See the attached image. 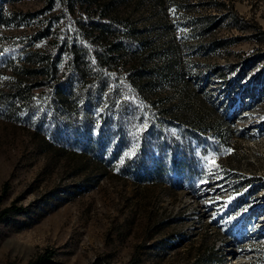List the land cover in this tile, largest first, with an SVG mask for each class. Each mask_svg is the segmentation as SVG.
<instances>
[{
    "label": "rangeland",
    "instance_id": "obj_1",
    "mask_svg": "<svg viewBox=\"0 0 264 264\" xmlns=\"http://www.w3.org/2000/svg\"><path fill=\"white\" fill-rule=\"evenodd\" d=\"M105 1L153 72L134 85L117 60L111 100L73 98L67 129L53 85L101 73L67 61L92 51L90 9L0 0V80L28 50L56 63L14 114L0 106L1 208L26 209L0 221V264H264V0Z\"/></svg>",
    "mask_w": 264,
    "mask_h": 264
},
{
    "label": "trees",
    "instance_id": "obj_2",
    "mask_svg": "<svg viewBox=\"0 0 264 264\" xmlns=\"http://www.w3.org/2000/svg\"><path fill=\"white\" fill-rule=\"evenodd\" d=\"M57 2L66 8L81 7L83 5L90 9V12L81 15V11H77L78 18L81 19L85 16L83 23L79 29L81 39H84L88 44L92 46V51H88L86 45L75 46L70 44L69 51H67V61L76 62L78 59L86 60L91 62L92 70H99L101 73L93 80L88 86L85 85V75L88 72L84 66H74L72 71L74 73V78L81 87H73L71 84H66L65 91L62 90L59 83L53 85V96L51 97V103L53 106V113L56 114V119L60 118L61 125L70 129L72 123L68 119L67 115L71 105V100L77 96L81 97L85 103H87L88 97L93 90L94 94L101 95V91H104L103 97L106 101L111 100V96L116 91L115 87L112 85L114 80L108 75H103L106 70H109L111 64H115L117 60L121 65L119 68L115 69L117 76L122 80L124 79V72H126L125 78L131 77L129 81L132 84L140 86L142 81L149 83L150 79H143L145 75H151L152 70L144 68L143 51L148 48L144 43H140L134 50L128 49L130 38L133 35V29L123 28L111 23L110 19L108 23L101 21L103 13L110 7V3L105 0H57ZM99 8L100 15L96 20L90 18V13H92V6ZM112 24V27L111 25ZM90 30V31H87ZM108 32L112 33V36H108ZM45 36V35H42ZM90 40V41H88ZM24 59L27 62L26 65H16L8 64L7 72L4 78L6 81L0 80V106L5 109L10 115L14 114V109L16 105L23 104L25 97L29 93L39 88L43 83H45L46 78L55 74V61L47 60L43 61V56L39 52L25 51L22 53ZM89 59V61L87 60ZM143 64V65H142ZM92 70H89L91 72ZM104 72V73H103ZM37 73L39 77H32L31 74ZM101 74L103 77L101 78ZM32 79V80H31ZM95 79V78H94ZM122 81V83L128 85L131 84L127 81ZM129 88V87H127ZM133 90V89H132ZM6 188L3 187L0 191V221L9 215H20L25 213L26 209L21 206H16V201H13L8 207L1 208V200L5 196ZM47 261L44 257H40V261ZM92 264H98L93 262Z\"/></svg>",
    "mask_w": 264,
    "mask_h": 264
},
{
    "label": "snow or ice",
    "instance_id": "obj_3",
    "mask_svg": "<svg viewBox=\"0 0 264 264\" xmlns=\"http://www.w3.org/2000/svg\"><path fill=\"white\" fill-rule=\"evenodd\" d=\"M206 160H208V162H209V164H211V165H213L214 166V158H212L211 160H209V158H205ZM209 174L211 175L212 173L211 172H209ZM203 182H207V181H203Z\"/></svg>",
    "mask_w": 264,
    "mask_h": 264
}]
</instances>
